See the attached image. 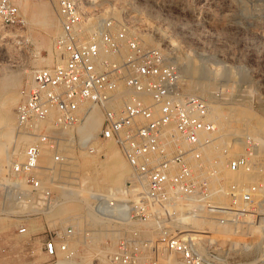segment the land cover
<instances>
[{
    "label": "built area",
    "instance_id": "2783aa9c",
    "mask_svg": "<svg viewBox=\"0 0 264 264\" xmlns=\"http://www.w3.org/2000/svg\"><path fill=\"white\" fill-rule=\"evenodd\" d=\"M16 1L0 0V26L23 28ZM96 4L55 0V61L30 70L19 88L15 136L28 140L0 178L1 210L20 221L48 213L58 200L55 186L64 185L57 173L75 161V152L100 156L95 143L110 141L130 173L117 189L89 198L103 233H115L112 251L91 264H227L213 243L180 230L202 216L221 227H245L246 214L264 204V136L247 129L223 136L212 115L221 98L186 91L160 47L143 45L122 18ZM93 108L99 126L85 135L78 126ZM225 171L237 177L226 181ZM93 230L48 229L46 264H76L81 248L70 244L75 237L88 242ZM260 256L238 264H264V241Z\"/></svg>",
    "mask_w": 264,
    "mask_h": 264
},
{
    "label": "rangeland",
    "instance_id": "374dc122",
    "mask_svg": "<svg viewBox=\"0 0 264 264\" xmlns=\"http://www.w3.org/2000/svg\"><path fill=\"white\" fill-rule=\"evenodd\" d=\"M91 1L97 2L96 8L101 13H109L122 18L130 32L135 34L139 40L142 36L150 35L154 39L155 45L169 50V57H173L178 65L181 66V64H186L187 62V64L190 62L196 66L203 64L205 66V74L198 76L199 78L202 77V79H196L207 84V90L203 93V96L208 98H211L212 94L219 96L222 103L218 108L221 111H226L229 106H237L247 110L249 115H251L250 123H247V127L245 125L241 126L243 124L238 122H232L231 126L261 134L257 132L256 128L260 127L261 123L264 125V104L260 103V100L264 98V0ZM49 52L55 61L52 45L50 50L45 47H36L30 38L26 25L21 29L0 26V81L14 76L17 84L14 88L16 93L14 105L17 102L19 88L29 78L30 70L40 66H48L47 64L41 65L39 59H46ZM183 74L181 75L183 76ZM183 78L190 85V78L186 74H184ZM14 105L11 111L13 116ZM255 120H259L261 123L255 124ZM261 135L264 136V133ZM11 138L10 154L9 159H7L6 169L11 159L19 158L17 153L20 152L16 144L18 137L15 136V130ZM113 148L118 150L114 144ZM81 153L85 152H75L73 165H68L69 167H64L61 169L62 171L60 170V173H57L58 180L61 181L60 184L76 186L78 185V178L76 177L80 178V175L84 174L85 169H90L88 166L85 168L80 166L82 162ZM86 155L91 156L92 154ZM102 156L98 157L97 155V159L100 160L103 158ZM43 161L44 158L41 157L40 162L45 163ZM66 168L68 169L64 170ZM127 171L126 175L128 176L130 173L128 166ZM126 175L125 178L127 177ZM225 177L229 181L227 174ZM100 190L102 192L106 191L104 187H100ZM59 198V201L65 199L64 197ZM221 202H224V199ZM85 204L89 206V203ZM1 207L2 202L0 199V240L8 236L13 226L17 229L18 225L22 223L25 224L24 226L28 223L30 226H34L33 228L36 227L33 231L34 233L32 232L34 235L42 233L44 236L48 229H57L66 224H71L72 218H69L68 220L70 221L62 225L61 221H58L62 216L56 215L54 212L44 213L43 216H31L21 220V222L9 214H4ZM75 216H78L77 220H79L80 225L83 224L79 227L78 223L77 227L79 229L77 230L90 227L95 232L91 236L94 239L97 238L96 240L100 238L97 245L101 246L104 242L109 243L108 237L103 236L104 225L102 226V224L97 222L91 223L88 217L85 220L86 217L83 212ZM81 219H84V221ZM85 221L88 223L90 221L91 224H86ZM208 221L213 222L216 226L201 230L206 233L209 232L211 237L204 240L202 236L201 239L203 243H213V248L221 254L227 264L252 262L259 257L261 247L257 251L255 250L257 239L254 238L253 233L244 230L239 232L240 228L234 227L232 229L226 225L221 227L210 218ZM95 223L98 225L94 226ZM221 229H226L221 240H215L213 235L215 233L219 234ZM242 229H245V227L243 226ZM70 245L75 246L73 241ZM79 245L81 247H77L79 250L81 248L82 251L80 250L79 252L81 253L78 252L77 254L78 260L76 264H91L93 259L99 261L98 257L87 254L84 247L81 244ZM5 253L6 248L0 245V254ZM45 260H47V257H45ZM60 263L58 262L57 264Z\"/></svg>",
    "mask_w": 264,
    "mask_h": 264
},
{
    "label": "bare ground",
    "instance_id": "6f19581e",
    "mask_svg": "<svg viewBox=\"0 0 264 264\" xmlns=\"http://www.w3.org/2000/svg\"><path fill=\"white\" fill-rule=\"evenodd\" d=\"M54 3L55 0H50V1L49 0H40V1L17 0L16 1L18 11L22 15L25 21L24 25L28 27L30 38L38 48L45 47L48 50H50V46L52 45L53 38L59 33L58 21L56 19L53 8ZM140 41L143 45H155L154 39L150 35L142 36ZM155 46L159 47L158 45ZM161 49L169 58V60L177 65L180 73L183 74L184 72V74H186L190 78L191 87L190 85H188V83L184 82V89L190 93H195L203 96V93L207 90L206 89L207 84L203 83L202 81H198L196 79L199 78L198 76H203L205 74L204 71L205 66L203 64H201L200 66H196L195 64L193 63L191 64L190 62L189 64H187L188 63L187 62L186 63L187 65L184 63L181 64L180 66L173 57L171 58L169 57L170 53L168 52L169 50L167 48H161ZM39 60L41 65L47 64L48 66H50L51 64L54 63V59H52L50 52L46 59H39ZM184 66L185 68L183 69ZM199 79H202V77H200ZM16 85L17 84L15 83L14 76H10L0 81V178L2 177L3 173L6 170V164L8 163L7 159H9V154H10L9 153L11 147L10 143L12 139L11 135L13 134L14 131V116L11 114V111L14 105V101L16 99V93L14 91ZM212 115L215 117L218 129L223 136H225V134H227L228 132H232L235 134L241 133V129L243 128H239V127L233 128L231 126V123L238 122L243 124V125L240 124L241 126L244 125L246 126L247 123H250V117H251V115H249L247 110L238 108L237 106H229L226 111H221L219 110V108L215 107L212 111ZM99 122H100V112L97 109L93 108L89 112L85 121L78 126V130L85 135H91L94 132H96V130L98 129ZM254 123L259 124L261 122L259 120H255ZM260 125L261 126L256 129L258 130L257 132L263 134L264 125L262 123ZM17 139H18L16 141L17 148H19V151L21 152V147L23 146L24 143L27 142L28 139L27 137L24 136L18 137ZM95 146L98 151L100 150V148H102V150L104 149L102 156L103 158H101L100 160L97 159V153L91 156L86 155L88 153H81L82 162L80 161L81 162L80 166L84 168L88 166L90 167V169L89 170H87L88 168L85 169L84 174L82 176L80 175V178L78 176L76 177L78 178L77 180L78 185L76 186H72L70 184L55 186V191L58 194V200L56 201L54 207L49 211L56 213V215L62 216L61 217L62 219L60 218V220H58L59 222L61 221L62 225L65 222L70 221L68 220L69 218H72L70 222L75 228V230L79 229L77 227V224L79 223V220H77L78 216L75 215H78L81 212H83V214L86 217V219L85 218L84 219L87 220L88 217L91 223L103 222L102 220H100L99 218L93 215V213L89 209V206L88 205L86 206L85 203H88V199L90 198L91 194L100 193V191L103 190V189L100 190V187H104L105 190H110V191L120 187L121 183L125 179V175L129 171V170L127 171V164L122 158L120 152L115 148H113L112 142L105 141L100 144L95 143ZM20 152L17 153L19 155V158H20ZM42 158H44L43 162L48 163L47 153H44ZM67 169L68 168L64 170ZM226 174L228 175L229 181L234 180L237 177L236 174L225 171L224 178L226 181H227L225 177ZM59 197H64L65 199L59 201L60 200ZM215 198L216 201L219 202L223 200L221 196H217ZM246 217H247L246 219L247 222L245 224V229H242L243 227H241V224L235 226V228H240L239 232H241V230H244L246 232L254 234V238L257 239L255 243L256 244L255 250L257 251L260 247H262L264 241V204H262V202L260 201L257 204L255 211L246 214ZM84 219L81 220L84 221ZM208 220L209 217L206 216L191 218L189 219L188 222L189 227L181 228L182 230H180V233L182 235H188L191 237L194 236L201 238L203 236L202 239L205 240V238L210 237L209 232L206 233L201 230L214 228V226H216L213 222H209ZM87 223L88 222H86V224ZM82 225H80L79 223L78 226L80 227ZM95 225L97 226L98 224L95 223L94 226ZM225 230L226 229H221L220 230L221 232H219L220 235L218 233H215V235H213L214 239L215 240L218 239L220 241L223 236V232ZM103 234H104L103 236L105 235L109 236L110 238L109 244L101 245V246L97 245L98 240L100 238L96 240L97 238L94 239L93 236L89 237L88 242H83L82 239L75 237V239L73 240V244L75 245L81 244L84 247V250L87 254L98 257L99 261L102 262L105 260V256L112 251L113 244L115 241L114 232L111 233L104 232ZM260 259L261 256L259 254L258 260Z\"/></svg>",
    "mask_w": 264,
    "mask_h": 264
},
{
    "label": "crops",
    "instance_id": "0c3cea01",
    "mask_svg": "<svg viewBox=\"0 0 264 264\" xmlns=\"http://www.w3.org/2000/svg\"><path fill=\"white\" fill-rule=\"evenodd\" d=\"M33 227L27 223L25 232L18 233L13 226L8 236L0 240V245L6 248V253L0 254V264H46L42 246L44 235H34L36 227Z\"/></svg>",
    "mask_w": 264,
    "mask_h": 264
}]
</instances>
